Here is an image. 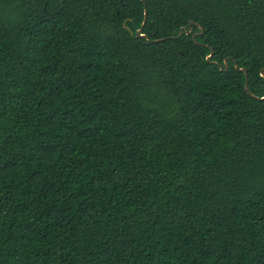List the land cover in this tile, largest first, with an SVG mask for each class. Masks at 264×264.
<instances>
[{"label": "trees", "instance_id": "trees-1", "mask_svg": "<svg viewBox=\"0 0 264 264\" xmlns=\"http://www.w3.org/2000/svg\"><path fill=\"white\" fill-rule=\"evenodd\" d=\"M263 71L264 0H0V264H264Z\"/></svg>", "mask_w": 264, "mask_h": 264}, {"label": "water", "instance_id": "water-1", "mask_svg": "<svg viewBox=\"0 0 264 264\" xmlns=\"http://www.w3.org/2000/svg\"><path fill=\"white\" fill-rule=\"evenodd\" d=\"M145 16H146V17H145V21H146V20H147V12L145 13ZM144 25H145V22H144L143 26H144ZM141 30H142V29H141ZM141 30H139V31L137 32V37L147 38V39H148V37H146L144 34L141 33ZM184 32H186L188 35H192V34H193L192 24H190V29L184 28L183 30H181V32H180V36H182V34H183ZM196 35H197V34H193V38H196ZM148 40H149V39H148ZM211 56H212V55H211ZM211 56L209 57V59L211 58ZM226 65H227V67H228L227 61H226ZM235 66H236V68H238L240 71H242V72H244V73L246 74V84H245V89H246L247 93L251 95L250 90H249V84H248L247 70H246L245 68H239L237 64H236ZM262 76H264V71L262 72Z\"/></svg>", "mask_w": 264, "mask_h": 264}]
</instances>
